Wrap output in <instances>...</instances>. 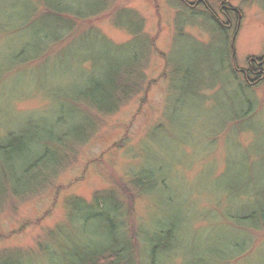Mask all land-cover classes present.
<instances>
[{
	"label": "rangeland",
	"instance_id": "374dc122",
	"mask_svg": "<svg viewBox=\"0 0 264 264\" xmlns=\"http://www.w3.org/2000/svg\"><path fill=\"white\" fill-rule=\"evenodd\" d=\"M50 2L88 4L79 7L84 15L101 7L98 0H0V29L9 30L0 33V141L27 122L52 121L56 102L69 107L66 98L106 80L115 65L144 82L110 115L89 113L94 123L74 111L68 120L80 125L78 142L88 139L70 142L79 145L73 150L56 146L59 171L39 190L18 197L6 184L0 264H48L43 245L55 244L62 256L63 248L97 240L102 222L90 224L87 237L82 226L68 227L67 199L92 205L109 192L124 203L133 243L136 230L139 237L144 229H178L179 249L166 264H264V230L243 229L234 217L264 208V78L251 86L234 70L264 56V0H109L98 16L75 20L48 59L25 62L20 51L38 46L39 32H65L49 28L55 22L42 10ZM147 166L160 176L153 194L133 188Z\"/></svg>",
	"mask_w": 264,
	"mask_h": 264
},
{
	"label": "trees",
	"instance_id": "16d2710c",
	"mask_svg": "<svg viewBox=\"0 0 264 264\" xmlns=\"http://www.w3.org/2000/svg\"><path fill=\"white\" fill-rule=\"evenodd\" d=\"M57 3H45L46 7L43 5L45 10H42V7L41 9L40 7L39 9L37 8V10L38 12L42 10V13L46 16L53 17L50 18L55 22V25L49 27L50 29L65 31L63 32L64 34L56 36L51 34V30H47L49 35L39 32L37 34L38 46L35 43L34 46L27 43L20 51L21 54L19 52L16 55L17 58L20 54L21 59L27 57L24 60L25 62L39 61L42 58L48 59L51 55L49 53L73 33L75 20H87L92 18L93 15L95 17L98 16L105 10L109 0H98L101 7H92V13L88 15H84L79 8L81 6L84 7V5L86 7L88 4H83L76 8L72 4V6H69L64 2ZM43 19L44 21L48 20V18ZM4 28L2 26L3 31L0 29V33L9 31ZM30 52L33 54L30 55ZM27 53L28 55H26ZM133 60L135 61L137 58L134 57ZM126 68L115 65L113 72L108 73L106 80H91L88 83V87H83L75 94V97L66 98L69 107L60 101L56 102L58 108L61 109H55L53 113L55 116L53 115L52 121H49L50 118L39 119L29 126L27 122L23 129L15 132L16 134L11 133L7 135L6 139L4 138L0 141V204L6 192L4 190L6 184L10 187L12 194L23 197L29 195L32 191L39 190L40 183H47L57 175L61 164V155L56 152V146L63 145V147L73 150L78 144L70 142H78L82 139L78 134V132L80 133L78 129L80 125L71 124L69 121L73 122L75 120L73 118L74 111L75 113L77 111L85 113L89 123H94L93 119H90L89 113L92 114L94 111L97 115H110L117 107L119 108L120 102L123 103L138 94L144 82L143 74L142 77L137 76V78L131 79L135 72ZM59 111L61 112L59 113ZM84 120L85 116L83 123ZM86 139H88L87 136L82 143ZM78 143L79 145L82 144ZM156 168L149 166L141 168L135 174L133 188L137 189L139 187L138 189H140L144 186L145 191L148 193L152 191L151 194H153V191H155L153 179L160 177L159 174H156L158 171ZM67 200V206L71 209L69 214L71 223L69 221L68 227L79 225L81 228L82 226L84 237H87L88 234L86 233L91 232L90 224L95 225L96 223L94 222H102L104 229L96 226V229L92 231L97 240H92L91 236L87 238V242L82 240L79 245H74L73 250L70 249V246L63 248L65 253L62 256L56 253L59 249L55 244L51 246L48 244V246L43 245L41 248L45 251H43L45 253L44 257L48 264H139L141 261L144 264V261L137 258L135 254L143 257L144 255L148 256V264H166V260L170 258L171 253H176L178 251L176 248L179 249L178 243L172 238L177 229L175 226L170 228L159 227L157 231H152V233L149 232V229H144L139 237H137L139 232L136 230V241L133 243V241L129 240V234L125 230V220H123L125 217L123 211L124 203H122L121 198L115 192L98 193L95 203L92 205L87 204L78 197H70ZM234 217L237 219V226L240 225L239 227L243 229L264 230L263 207L256 208L254 212H246V215ZM63 228L60 229V233ZM56 237L58 235H53L51 239H56ZM75 244L77 243L75 242ZM227 251L229 250L225 252ZM12 261H14L12 264H23L20 259ZM225 262L228 261L225 260Z\"/></svg>",
	"mask_w": 264,
	"mask_h": 264
},
{
	"label": "flooded vegetation",
	"instance_id": "af4514ba",
	"mask_svg": "<svg viewBox=\"0 0 264 264\" xmlns=\"http://www.w3.org/2000/svg\"><path fill=\"white\" fill-rule=\"evenodd\" d=\"M225 7H223V9H221L222 13L225 14ZM224 10V11H223ZM233 10V9H232ZM231 15L230 13L228 15L225 14V16L228 18V16ZM228 22H230V27L231 28L233 25V23L231 22V20L228 18ZM233 47V46H232ZM251 63L249 64L248 69L246 70H239L237 68H235L234 70L238 71V73H240L243 77V80L253 86V85H257L262 78H264V56L262 58L259 59H252L250 61Z\"/></svg>",
	"mask_w": 264,
	"mask_h": 264
}]
</instances>
